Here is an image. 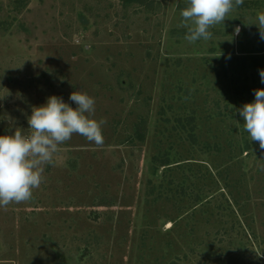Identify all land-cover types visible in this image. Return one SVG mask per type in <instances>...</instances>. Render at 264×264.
<instances>
[{
    "label": "rangeland",
    "instance_id": "374dc122",
    "mask_svg": "<svg viewBox=\"0 0 264 264\" xmlns=\"http://www.w3.org/2000/svg\"><path fill=\"white\" fill-rule=\"evenodd\" d=\"M187 6L0 0V135L74 91L107 121L102 147L73 134L0 207V264H264V151L236 111L264 89V0L194 44Z\"/></svg>",
    "mask_w": 264,
    "mask_h": 264
},
{
    "label": "clouds",
    "instance_id": "9594fccd",
    "mask_svg": "<svg viewBox=\"0 0 264 264\" xmlns=\"http://www.w3.org/2000/svg\"><path fill=\"white\" fill-rule=\"evenodd\" d=\"M243 3L244 0H188V6L181 11L180 26L187 29L184 39L189 44L210 40L213 34L209 29L224 24L234 7ZM256 19L255 25L264 40V11L258 12ZM240 30L236 26L235 34ZM259 75L264 83V69L259 70ZM254 95L253 102L236 111L243 118L250 140L257 141L264 151V89L254 90ZM69 100L75 103V108L55 95L48 97L45 104L33 107L28 117L30 134L24 135L16 129L12 134L0 135V207L31 200L33 189L41 185L44 166L53 163L59 146L69 141L73 134L83 136L96 147L103 146L102 126L107 121L93 118L94 98L74 91Z\"/></svg>",
    "mask_w": 264,
    "mask_h": 264
},
{
    "label": "trees",
    "instance_id": "16d2710c",
    "mask_svg": "<svg viewBox=\"0 0 264 264\" xmlns=\"http://www.w3.org/2000/svg\"><path fill=\"white\" fill-rule=\"evenodd\" d=\"M126 1H134V0H126ZM136 1H142V0H136Z\"/></svg>",
    "mask_w": 264,
    "mask_h": 264
}]
</instances>
